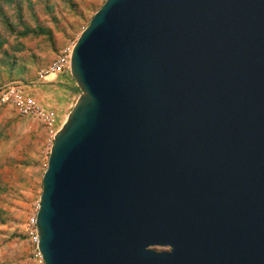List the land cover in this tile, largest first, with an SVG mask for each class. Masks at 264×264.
Instances as JSON below:
<instances>
[{
    "label": "water",
    "instance_id": "obj_1",
    "mask_svg": "<svg viewBox=\"0 0 264 264\" xmlns=\"http://www.w3.org/2000/svg\"><path fill=\"white\" fill-rule=\"evenodd\" d=\"M70 76L43 264H264V0H105Z\"/></svg>",
    "mask_w": 264,
    "mask_h": 264
},
{
    "label": "rangeland",
    "instance_id": "obj_2",
    "mask_svg": "<svg viewBox=\"0 0 264 264\" xmlns=\"http://www.w3.org/2000/svg\"><path fill=\"white\" fill-rule=\"evenodd\" d=\"M104 2L17 0L19 11L16 5L0 0V88L13 83L30 85L41 104L55 114L54 132L67 119L69 110L64 105L68 100L64 96L69 91L65 86L51 89L54 78L38 80V73L64 48L74 45ZM6 22L17 31L24 26H40L50 34L17 38L9 32ZM11 62L15 66H10ZM53 140L37 120L22 118L10 107L0 109V264H43L34 258L25 224L38 206Z\"/></svg>",
    "mask_w": 264,
    "mask_h": 264
},
{
    "label": "built area",
    "instance_id": "obj_3",
    "mask_svg": "<svg viewBox=\"0 0 264 264\" xmlns=\"http://www.w3.org/2000/svg\"><path fill=\"white\" fill-rule=\"evenodd\" d=\"M73 46L64 48L47 68L42 69L38 73V80H43L48 75H70ZM3 107L12 108L22 118L37 120L53 137L56 135L57 132H54L56 124L55 114L41 104L31 92L30 85L13 83L0 88V109ZM37 210L38 206L26 221L25 235L27 241L34 247V258L39 263H42L41 254L38 250Z\"/></svg>",
    "mask_w": 264,
    "mask_h": 264
},
{
    "label": "crops",
    "instance_id": "obj_4",
    "mask_svg": "<svg viewBox=\"0 0 264 264\" xmlns=\"http://www.w3.org/2000/svg\"><path fill=\"white\" fill-rule=\"evenodd\" d=\"M49 77L54 78V81L51 82V84H52L51 89H56L59 87L61 88L63 86H65V88L68 89L69 94L67 96H64V97H67L68 102L64 105V108L66 110H69V112H70L71 109L73 108L77 98H78V95H79V89L77 88L75 82L72 80V77L69 74L48 75L46 78H49ZM30 89L32 92V90H33L32 87H30ZM69 112H68V114H69Z\"/></svg>",
    "mask_w": 264,
    "mask_h": 264
},
{
    "label": "trees",
    "instance_id": "obj_5",
    "mask_svg": "<svg viewBox=\"0 0 264 264\" xmlns=\"http://www.w3.org/2000/svg\"><path fill=\"white\" fill-rule=\"evenodd\" d=\"M8 5H16L19 8V11L21 9L20 5L17 4V0H3ZM7 29L12 35H15L17 38H25L30 35L32 36H46L49 35L50 32L40 26H37L35 28H30L28 26H24L22 30L17 31L10 23L6 22ZM2 46V43H0V47ZM10 63V61H9ZM10 66H15V62H11Z\"/></svg>",
    "mask_w": 264,
    "mask_h": 264
}]
</instances>
